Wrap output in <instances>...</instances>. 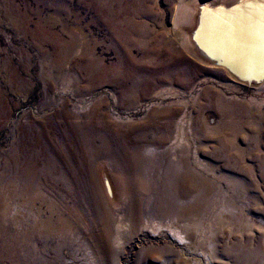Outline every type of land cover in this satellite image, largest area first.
<instances>
[{
	"label": "rangeland",
	"instance_id": "obj_1",
	"mask_svg": "<svg viewBox=\"0 0 264 264\" xmlns=\"http://www.w3.org/2000/svg\"><path fill=\"white\" fill-rule=\"evenodd\" d=\"M258 1L239 18L213 8L205 40L224 66L210 67L168 37L176 0H0V195L61 226L21 248L17 227L1 220L0 264H264ZM133 19L182 58L161 73L167 56L141 54L155 43L143 41L132 53L138 74L120 87L129 64L105 24ZM192 222L208 240L181 249L170 230ZM118 223L121 244L104 255Z\"/></svg>",
	"mask_w": 264,
	"mask_h": 264
},
{
	"label": "bare ground",
	"instance_id": "obj_2",
	"mask_svg": "<svg viewBox=\"0 0 264 264\" xmlns=\"http://www.w3.org/2000/svg\"><path fill=\"white\" fill-rule=\"evenodd\" d=\"M257 2H259V1L258 0H176V2L174 3L175 5L173 6L174 7V9H173L174 12L172 13L173 14V19H172V23H171L172 25H171L170 29H168V37L170 39H172V40H175L176 41V44L178 46H180V49L182 51L186 52L187 54H189V56H192L193 58H195L196 60H198L202 64H206V65H208L210 67H221V66H224V63L222 62V60L217 56L219 54L218 53V50H217V47H215V46L213 47L212 45L210 46L211 43H209V42H207L205 40V38L208 35V32L210 31V29L212 27V23H211L212 22V18L217 13L216 9L213 10V8L214 7H218V6L227 7L231 11H234V13H238L237 14V17L239 18V17H243V16H240V15L243 13L242 11L245 8L250 7L254 3L257 4ZM111 12H112V10H111ZM127 12H129V11H127ZM109 13H108V10H105L103 8H101V10H99V14L100 15L109 14ZM134 16H136V15L134 14ZM133 20H135V19H133ZM105 26H106V28L110 32L111 41H112V44H113L114 51L119 56L125 57L124 59L126 61H128V64H129L127 66V69L125 70V71H127L126 74H127L128 78L126 80H124V81L122 79H117L116 80L117 84L116 83L115 84L116 85H119L120 87L121 86H125L128 80H130L133 77H135V74L136 73L134 74L133 72L136 70V69L134 70V67H136L137 65H136V62H135V59L136 58L133 56L132 53H133V50L136 47H138L141 44H143L142 43L143 41H146V40H148L150 42L155 41V43L154 44H151L150 43L151 45L149 44V46L143 47L142 48V51H140V52H142L141 54H144L145 56L148 57L150 55L152 56L153 54L155 55V54H159L161 52V53H164L165 54L164 56H167L166 62H164L163 64L161 63L159 65V67L157 68L159 72L166 73V72H168L170 70H173L177 65H179L178 63L181 62L180 60L182 58V54L180 53V51L178 52L175 49H171L170 48V45L168 46L164 42V39L165 38L162 37L163 34L161 35V33H160V34L151 35L150 32H149V29L146 26H144L143 24H141V23H138V22L137 23H135V22L134 23H106ZM39 27H41V26H39ZM244 27H247V26L244 24ZM148 34H150V35H148ZM242 34L245 35L247 38H250V35H251V33L248 32L247 29H245V28L243 29V33ZM156 41H158L159 43L156 42ZM208 47H210L211 49H209ZM137 49H139V48H137ZM58 54L59 53H56V55H58ZM122 62H124V61H122ZM204 82L205 81H202L201 84L204 83ZM123 147H124V145H123ZM125 150H123V151H125ZM222 154H224V153H222ZM130 157H131V155H130ZM141 162H142V159H139L137 161V166L139 168L142 166V163ZM194 162H195V164H197L198 167H201V164H200V162L198 160V157L196 155V152H195V161ZM183 167L185 168V166H183ZM186 171H188V169ZM170 175L172 177L173 174H170ZM139 178H141V177H138V179ZM132 179H135V178H132ZM187 182H188V180H187ZM232 184L234 185L233 182L231 183V185ZM236 190H237V188H236ZM19 193L20 192H18V194ZM43 195H44V193H38V196L37 197L38 198H41ZM32 199L34 200L35 197H33ZM6 201L8 202V200H5L0 195V236H1V220H4L5 222H10L11 225H15L17 227V229H16L15 232L17 234L19 233V236H16V238H17V241L19 239V241H20V244L19 245H21V248H22V246L24 247L25 245H31V247L35 248V246H33V244H32L33 241H29V239L31 237H36V238H39V239L40 238H49V236L52 235L54 232H56L58 230H61V226L58 223L51 224V223H48V222H46V221L43 220V218H42V216L40 215V212H39V210H41V208L40 209L38 208L39 210L34 211L35 209L34 210L33 209H29V207H26V206L22 207V205L21 206H18V207L17 206L10 207L7 204ZM28 201L29 200H27V197H25L23 199V203L24 204H27ZM34 201H36V200H34ZM40 202H42V201H40ZM166 211H168V210H166ZM13 213L16 214V215H14ZM176 218H177V216H176ZM192 220H194V219L192 218ZM185 221H186V219H185ZM49 224H50V227H48ZM199 224H200L199 222H192V223H190L188 225H185V226L182 225L183 227H181V226L180 227H176V230H174V229H171L170 230V233H171L170 235L179 244L186 245V247H182L181 249H186V248L190 249V247H187V246H192V245L193 246H197V245H200L202 243H205L208 240V238L204 234H202V228L200 227ZM51 225H54V226H51ZM141 225H143V224H141ZM203 225H205V224H203ZM193 226H195V229H193ZM208 227H206V229ZM122 228H123L122 224L121 223H118L117 226H116V228H115L116 234H115V236L113 238L109 237L108 235L107 236H104L102 238V240L104 241V242H101V243H104V249L102 250L104 255H107V254L108 255H112L113 254V248L115 246H117V247L120 246V244H121V231H122ZM146 228H150V227L149 226H146ZM150 229H152V228H150ZM157 230H159V229H157ZM161 233H163V232H161ZM87 234H88V232H87ZM13 236H14V233H13ZM209 238H211V237L209 236ZM11 243H13V242H11ZM184 245H182V246H184ZM2 247H4V246H2ZM248 249H250V248H247V250ZM242 251H243V249H242ZM243 252H241V254ZM255 252H256V250H255ZM248 253H249V251H248ZM249 254H251V253H249ZM186 255L190 258V256H189L188 253H186ZM246 255H248V254H246ZM248 257L249 258L246 257L245 259H247V260H251V259L252 260H255L256 259L252 255H250ZM15 258H16V256H15ZM111 259H113V261L116 260L114 256H113V258L111 257ZM190 260H191V258H190ZM243 260H244V258H243ZM115 263L118 264V262H115ZM14 264H16V263H14Z\"/></svg>",
	"mask_w": 264,
	"mask_h": 264
},
{
	"label": "water",
	"instance_id": "obj_3",
	"mask_svg": "<svg viewBox=\"0 0 264 264\" xmlns=\"http://www.w3.org/2000/svg\"><path fill=\"white\" fill-rule=\"evenodd\" d=\"M245 83H248L250 85H256L257 82L256 81H250L248 78H245V80H243ZM260 84V83H259Z\"/></svg>",
	"mask_w": 264,
	"mask_h": 264
}]
</instances>
